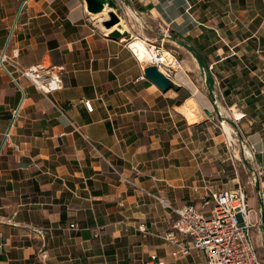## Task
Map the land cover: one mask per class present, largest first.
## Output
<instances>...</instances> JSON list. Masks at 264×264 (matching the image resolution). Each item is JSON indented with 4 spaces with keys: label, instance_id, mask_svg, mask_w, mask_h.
Wrapping results in <instances>:
<instances>
[{
    "label": "crops",
    "instance_id": "0c3cea01",
    "mask_svg": "<svg viewBox=\"0 0 264 264\" xmlns=\"http://www.w3.org/2000/svg\"><path fill=\"white\" fill-rule=\"evenodd\" d=\"M116 3L120 39L102 25L107 7L0 0V55L63 67V87L44 94L0 61V264H202V252L171 255L175 215L155 196L199 208L238 183L255 194V162L264 192V0ZM134 39L175 52L160 69L176 89L144 76ZM233 134L245 152L225 147Z\"/></svg>",
    "mask_w": 264,
    "mask_h": 264
},
{
    "label": "built area",
    "instance_id": "2783aa9c",
    "mask_svg": "<svg viewBox=\"0 0 264 264\" xmlns=\"http://www.w3.org/2000/svg\"><path fill=\"white\" fill-rule=\"evenodd\" d=\"M0 61L15 82L17 76L23 77L44 94L63 87L62 66L40 62L22 68L12 63L4 54L0 55ZM5 63L10 64L11 71L5 67ZM151 64L160 68L157 62ZM208 70H212V65L208 66ZM163 73L168 76L166 72ZM83 104L86 110L92 111L90 99H84ZM233 119L238 118L233 114ZM224 144L227 149L231 146V142L227 140ZM11 146L14 149L18 148L14 143ZM243 146L242 143V152H245ZM248 156L252 158L254 152L249 150ZM249 173L259 200L257 210L249 207L245 190L239 183L229 190L209 192L202 199L199 208L193 204L174 207L164 197L155 196L163 207L175 215L171 228L162 237L166 246L171 248L170 253L173 257L183 258L194 251L203 253L205 261L202 264H264L256 253L251 235V231L255 228L264 230V192L260 185L263 174L261 164L255 162L254 167L249 168ZM252 211L255 214L254 220L251 219ZM71 227L75 225L71 224ZM262 239L264 247V233ZM2 251L3 241L0 234V253ZM40 258L45 260L46 254L41 252ZM141 264H164V262L157 256L151 255Z\"/></svg>",
    "mask_w": 264,
    "mask_h": 264
},
{
    "label": "water",
    "instance_id": "95a60500",
    "mask_svg": "<svg viewBox=\"0 0 264 264\" xmlns=\"http://www.w3.org/2000/svg\"><path fill=\"white\" fill-rule=\"evenodd\" d=\"M86 3V10L89 13L97 14L110 8L108 10L107 18L102 21V25L106 28H111L117 24V27L112 31L108 32V37L113 39H120L123 36H127V31L122 28L119 24L120 16L118 15L119 8L116 0H84ZM144 76L152 81L161 91H166L169 88H177V85L166 76L163 71L155 64H150L144 68Z\"/></svg>",
    "mask_w": 264,
    "mask_h": 264
},
{
    "label": "rangeland",
    "instance_id": "374dc122",
    "mask_svg": "<svg viewBox=\"0 0 264 264\" xmlns=\"http://www.w3.org/2000/svg\"><path fill=\"white\" fill-rule=\"evenodd\" d=\"M124 37V36H123ZM122 38V37H121ZM146 43V42H145ZM130 44H131V49L132 48H135V50L137 49V51L139 52L140 51V49L142 48V46H145V47H147V48H152V46H150V45H148L147 43L146 44H143V45H141V46H139L138 48H137V46L139 45V44H141L140 43V41L138 40V39H134V40H132L131 42H130ZM148 45V46H147ZM155 46V45H154ZM153 49H155V47L153 48ZM157 50V49H156ZM133 52H134V50H133ZM170 55H172L171 57H170V60L172 59V62H173V64H175V65H177V62L175 61L176 60V54H175V52H171L170 51ZM143 59H146V58H143ZM174 59V60H173ZM170 60L168 61V63L170 62ZM167 62V61H166ZM147 63V62H146ZM151 64V63H150ZM149 64V65H150ZM171 64V63H170ZM170 64H168L167 66H170ZM162 70V69H161ZM162 71H164V70H162ZM165 72V71H164ZM165 74V73H164ZM166 75V74H165ZM195 75L197 76L198 75V73H195ZM200 75H201V78H203L204 79V75H205V73H200ZM167 76V75H166ZM191 105L193 106V103L191 102ZM234 109V108H233ZM233 109H232V111H233ZM232 111L229 109V108H226V111L223 113L225 116H227V118L229 117V115L232 117ZM233 118V117H232ZM233 138H234V140H232V141H229V140H227V141H229V142H231V146H229V148H231L232 149V147H234V148H236V150H238L239 151V147H241L242 148V143L243 144H245L244 142H243V140L242 139H237V136H235V134H233ZM240 148V149H241ZM233 151V150H232ZM239 163V162H238ZM240 164V163H239ZM239 170H240V172H242L241 173V175L243 176H246V174H245V172H244V168H242V166H239ZM242 170V171H241ZM243 179H245V178H243ZM245 191H246V193H247V199H248V205H249V207L250 208H252V209H257V207L259 206V200H258V198H257V196H256V193L254 194V191L252 190V188L251 187H249L248 185L246 186V189H245ZM256 196V197H255ZM201 203V202H200ZM254 218H255V214L253 213V211L251 212V219L252 220H254ZM251 235H252V241H253V244H254V247H255V249H256V253H257V255L262 259V261H264V248H263V246L261 245V240H260V238H259V236H258V230L255 228V229H253L252 231H251Z\"/></svg>",
    "mask_w": 264,
    "mask_h": 264
},
{
    "label": "bare ground",
    "instance_id": "6f19581e",
    "mask_svg": "<svg viewBox=\"0 0 264 264\" xmlns=\"http://www.w3.org/2000/svg\"><path fill=\"white\" fill-rule=\"evenodd\" d=\"M138 40L140 41L141 44H139L137 47H139L143 44H146L144 40H141V39H138ZM129 45H131V44H129ZM150 46H152V48H150V49L145 47V46H142V48L140 49L139 52H137V49L135 50V48H132V50H134V54L138 59H141L147 63L157 62L160 65H163V64L168 65L170 63L171 64L173 63L172 59L170 60L171 55L169 52L159 51V50H156V48L153 49L155 46H153V45H150ZM141 57L146 58V59H142ZM169 60H170V62L168 63Z\"/></svg>",
    "mask_w": 264,
    "mask_h": 264
}]
</instances>
